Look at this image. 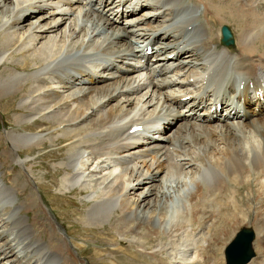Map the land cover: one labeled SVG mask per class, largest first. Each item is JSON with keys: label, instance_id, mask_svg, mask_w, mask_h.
Instances as JSON below:
<instances>
[{"label": "bare ground", "instance_id": "6f19581e", "mask_svg": "<svg viewBox=\"0 0 264 264\" xmlns=\"http://www.w3.org/2000/svg\"><path fill=\"white\" fill-rule=\"evenodd\" d=\"M113 1L0 0V27L9 22L8 12L14 15L13 22L16 16L21 18L22 27L19 32L21 27L17 24L11 25L12 30L0 29V35L9 36L0 42V63L10 61L13 55L19 67L18 71L8 70L13 76L0 79V85L7 86L13 79L23 83L22 91L30 89L18 105L28 113L19 121L24 123L26 129L19 125L25 131L16 133L13 129L5 134L9 138V155L20 148L40 150L46 144L45 138L58 144L62 156L56 163L58 175L52 184L63 195L67 191L84 195L81 199L88 207L82 214L73 215L82 224L95 227L83 229L84 233L114 240L108 242L111 248L106 257H102V248L92 245V263L80 257L87 249L85 246L81 251L79 248L77 260L72 240L59 235L63 226L60 220L52 225L45 223L52 222L54 214H71L55 208L61 203L56 194L49 197V204L39 195L33 200L39 205L45 201L52 209L47 208L49 217L43 222L48 244L45 248V244L39 246L35 242L33 237L38 236L30 223L28 241L33 240L37 247L33 253L26 250V257L35 254L33 264H218L224 244L237 229L249 227L255 233V256L247 264H264V109L263 115H259L262 105L258 110H247L246 119L236 122L190 120L184 112L166 114L160 117L167 118L162 128H173L171 132L159 137L145 134L159 121L148 122L162 103L168 109L182 104L187 108L192 103L183 99L192 93L189 83L197 89V83L203 79L215 86L226 81V90H230L235 81L244 82L240 96L244 103L252 102L256 90L264 87V0H190V5H180L181 0H118L116 7L126 5L120 15L128 6L127 11L137 6L152 9L137 24L139 29L117 28V17H108L104 12ZM186 8L193 14L184 20ZM29 11L41 14L38 18L42 20L25 29L22 15ZM189 20L192 25L187 26L185 21ZM196 21L198 25L194 24ZM215 22H219L218 26ZM223 22L234 25L230 26L234 42L224 45L228 48L217 49L212 46L223 45L219 41V25ZM135 36L142 43L170 37L172 48L164 56L176 51L188 58L179 59L178 65L183 67H176L168 78L158 79L153 90H148L153 80L149 79L146 90L137 93L146 79L126 76L138 70V64L131 60L144 58L146 47L143 52L135 48L131 40ZM116 44L135 52L120 54L124 65L119 66V75L125 73V77L111 80L115 75L99 72L108 67L92 59L101 54L112 55L113 49L119 47ZM127 54L132 55L130 60H124ZM170 67L169 64L165 69ZM179 68L183 73L175 76ZM191 76L189 83L175 81L177 77L188 80ZM94 81L102 87L91 86ZM3 91L6 89L0 86V96ZM208 94L204 88L194 103L201 104L202 112L209 111L207 104L220 96L213 93L207 98ZM230 112L232 117H238L236 111ZM44 123L48 126L43 127ZM137 123H142L143 128L130 131ZM19 162L26 168L28 184L36 185L26 162ZM0 173L4 174L1 169ZM158 178L160 184L155 183ZM173 181L177 182V189L172 193L178 196L162 202ZM146 183L149 185L143 186ZM17 187L1 180L0 201L9 202L10 195L18 197ZM48 190L46 182L41 193ZM176 198L180 204L189 203L190 215L182 222H176L181 216V206L174 204ZM70 203L74 205V201ZM42 210L46 213L43 207ZM1 213L13 231L17 228L16 238L24 241L26 220L18 206L2 207ZM151 221L157 225L151 226ZM104 223L108 224L106 230ZM70 233L65 232L66 236ZM5 234L0 231V256L4 257L8 249L14 250ZM180 234L189 236L190 242L173 253ZM123 242L130 248L118 246ZM15 260L20 264L18 258Z\"/></svg>", "mask_w": 264, "mask_h": 264}, {"label": "rangeland", "instance_id": "374dc122", "mask_svg": "<svg viewBox=\"0 0 264 264\" xmlns=\"http://www.w3.org/2000/svg\"><path fill=\"white\" fill-rule=\"evenodd\" d=\"M13 16L14 15H12V14H10L8 12L7 13V18H10V20H9L8 23H6L3 26H1L0 29L1 28H5L7 30H12L11 29V25H16V24L18 25V27H21V18L16 16L14 18L16 21L13 22V19H12ZM39 16H41V14L35 15V14H32L30 11L28 13L24 12L23 15H22L23 28L25 27V29H26L31 24L38 23L40 20H42V17L38 18ZM188 17L189 16H187V14H186L184 20L186 18H188ZM185 22L188 23L187 26L192 25V22L190 20L189 21H185ZM215 23L219 24V22H215ZM64 24L66 25V23H64ZM194 24L198 25L199 22H197V23L195 22ZM63 25L61 26V31L65 28V25H64V27H63ZM117 25H118V23H117ZM21 29H22V27L18 29V32ZM201 32L206 34L205 31H201ZM140 33H142V31ZM1 36H3V37L1 38ZM8 37L9 36H7L5 34H1L0 35V42L1 41H6L8 39ZM135 37L139 38V36H135ZM131 40H132V38H131ZM116 46H119V45L116 44ZM12 68H13V72L14 71H18V69H19L18 64H17V57L13 56V55L10 56V61H2L0 63V79H3L5 77H7V78L8 77H12L13 73L8 71V70H10ZM108 72H109V70H108ZM117 79H114V80H117ZM9 82H10L9 85H7V86L0 85L2 88L6 89V91H3L4 92L3 95L0 96V169L4 173L3 175H1V173H0V179L2 181H4L6 184L9 183L8 185H10V186L14 185L15 188L19 184V186L17 188H19L18 189V194L20 192V195H18V198L15 199L16 202L18 204L24 206L23 207V211L24 212H29L30 210H27L28 208L31 209V210L37 209V216L39 218H41V216H42V218H43V214H44L45 216L42 219V221L44 220L43 222H45L46 217H49L48 215H46V214H49L48 210H47V208L49 209L47 204H49L50 201H51L49 197L52 196V195H55L56 193H50L49 190L47 192L43 191V193H41V187L47 182V183L50 184V188L49 189H50L51 192H55L56 188L59 191L58 187L55 186L54 184H51V182H52L53 179H56V175H58V174L55 173L56 172V168L58 167L56 165V163L61 159L59 157L62 156V154H61L62 150L59 149L60 146L58 147V144H51V139L45 138L44 141L46 142V144L42 145V149H40V150L38 149L39 147H36V148H34L33 150H30V151H27V149H24V151H23L22 148H20L18 152H14L13 151L12 155L11 156L9 155V147H10V144H9V141H8L9 138L6 137L5 134L7 135V132L8 131L11 132V131H13V129L17 130L16 133L21 132V131H25L19 125V124H22V126H23L24 123L23 122L20 123L19 121H20V119H23L24 117H26L25 115L28 114V113H27V111H24L23 109H21L18 105L22 101V99H24V97L27 96L30 93L29 87L27 89H25L24 91H22L23 88H24V85L19 80H15L13 82V79H10ZM95 83H97V84H95ZM91 86L96 87V88L102 87V85L100 84V82L98 83V81L92 82ZM12 90L15 91L16 93L12 92ZM44 122H47V120H45ZM25 125L27 126V124H25ZM47 126H48V123H44L43 127H47ZM55 128H57V126H55ZM172 130H173V128L170 131H168L167 133H165V135L168 134L169 132H171ZM40 131H41V133L46 132V130H40ZM65 146L66 145H63L62 148H65L67 150L68 147L67 146L65 147ZM21 150H22V152L25 153V154L23 153V155H22L24 157L23 159H28L27 161H25L26 162V166H27L28 170L32 173L34 179L36 180L35 184L38 187H36V185H34V184L29 185L28 182H27V178H26L27 175L25 173L26 172V168L22 165L23 162H19L20 160L24 161L21 158ZM43 151H45V152H43ZM55 155H57L58 158ZM24 165H25V163H24ZM21 166H22V168H21ZM44 172H46V173H44ZM61 173H62V170H61ZM163 174L164 173H162L161 176ZM49 180H51V181H49ZM177 180H178V178L176 179V181ZM7 181H8V183H7ZM160 181L161 180L158 178L155 183L160 184ZM176 181L171 182V183H173L172 184L173 186L172 187L170 186L169 187V193L167 192V195L169 194L170 197L166 195L165 198L162 200V202H164V201L167 202L168 199L170 200L171 197H175V196L177 197L178 196V194L174 195L172 193L173 191L175 193V191L177 189V186H176L177 182ZM147 185H149V184L148 183L143 184V186H147ZM15 188H14V190H15ZM34 190L35 191L38 190L39 195H41V196H43V197H45L47 199L46 200L47 204H46L45 201L43 202V205H44L43 208L45 209L46 213L42 210V208H41V210L43 212L39 211L37 206L35 207V205H39V204L33 200L34 198L37 199V196L33 192ZM165 191H168L167 187H165ZM65 194H66V192L64 193V195ZM64 195H63L62 198H60L61 203H63V204H60V206H59L60 209L58 207H55V208L57 210L58 209L61 210L65 206L66 208L64 210H62V212H68L69 214H71L68 217H66V216L60 217V216H58V218H59L60 221H61V219H64L63 221H65L66 224L64 222L61 223V224L64 225V229H65V226H66V228L70 230V232L73 234V236H72L73 240L81 243L79 248H82L84 246L87 247V249L84 252V253H87V255H85L84 257L80 255V257L81 258L82 257L83 258L86 257L85 260L89 261L90 263H92V260H91L92 259L91 251L92 250L90 248L92 245L96 246V247H99V248H102L103 254H104L102 257L103 258L106 257V255H108V253L110 251V248H111V245L108 242H113L114 240L107 239V241H106V239L105 240L104 239H98L96 236H94L93 233H83V234H81L83 232V229H89L90 227H92V225H87L86 222L85 223L83 222V224H82V221H80V220L78 221V218H77V215L82 214L83 211L88 207L86 205V202L81 200V196L83 197L84 195L83 194H79V193H73L72 195H74V196H72V195H70V196L69 195H65L64 196ZM79 196H80V198H79ZM152 197H153L152 199L155 200V196L153 195ZM66 199H68L69 202H66ZM72 199H74V200H72ZM145 199L148 200V197H145ZM71 200L74 201V205L68 207L69 205H71V203H70ZM9 202L12 205V200H10ZM75 202H76L77 206L75 205ZM1 203H2V206H1ZM24 203H25V205H24ZM174 204L175 205H179V207L181 206L180 207L181 208V216H179L176 219V222H182V221L186 220V218L190 215V210H189V207H188L189 203L188 204H185V203L184 204L183 203L180 204V201L178 200V198H176V201H175ZM4 206H6V203H3L2 201H0V210ZM76 212H77V215L73 216V215H75ZM21 213H22V211H21ZM2 216H3L2 219H0L1 220L0 221V231L2 229H4V227L5 228L8 227V225L5 222H3L4 221L3 220L4 215H2ZM43 222H42L43 225L40 228V230H42L44 228V223ZM31 223L32 224L34 223L33 220L31 221ZM150 223H151V226L152 225H155V226L157 225L156 224L157 222H155V221H151ZM104 224H106L105 225L106 226L105 230H106L107 227H108V224L107 223H104ZM38 226H40V225L38 224ZM92 228H95V227H92ZM96 230H100V229L96 228ZM102 230H104V228ZM6 234L8 236V240H11V245H12L11 249H14L12 251H14V254H16L17 257H19L21 255V251L23 250V244L19 243L17 240L16 241H14V239L12 240V237H13L12 233H10V232L8 233L7 232ZM8 234H10V235H8ZM59 235H62L61 237H63L65 235L63 228H60ZM75 235L79 236V237H82V236H84V237H82L83 238L82 239V238L76 237ZM12 241H14V242H12ZM181 241L182 240L180 239V241L178 242L177 246H175V248H177L179 246ZM0 242H2V241L0 240ZM121 245H122L123 248H130V247L127 246V244L125 242L121 243L118 246H121ZM254 250H255V248H254ZM171 251L172 250H170L169 252H171ZM117 255H119V253H117ZM10 257L12 258V253H11ZM18 260H19V258H18ZM1 261H3V262L5 261L4 264H11L10 260H6V258H2L1 257ZM16 262H17V260L13 261L14 264H16Z\"/></svg>", "mask_w": 264, "mask_h": 264}, {"label": "water", "instance_id": "95a60500", "mask_svg": "<svg viewBox=\"0 0 264 264\" xmlns=\"http://www.w3.org/2000/svg\"><path fill=\"white\" fill-rule=\"evenodd\" d=\"M251 235H252V233L250 231L242 230V232L239 234L238 239H236L235 242H234L236 246L239 245L241 248L242 247L245 248V255L240 260V262L247 260L251 256V253H250L249 248H248L249 242L251 240Z\"/></svg>", "mask_w": 264, "mask_h": 264}]
</instances>
